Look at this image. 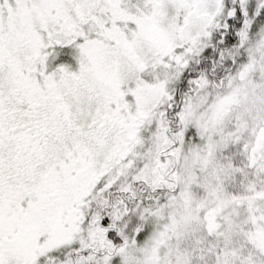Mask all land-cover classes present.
<instances>
[{
    "label": "snow or ice",
    "instance_id": "obj_1",
    "mask_svg": "<svg viewBox=\"0 0 264 264\" xmlns=\"http://www.w3.org/2000/svg\"><path fill=\"white\" fill-rule=\"evenodd\" d=\"M0 264H264V0H0Z\"/></svg>",
    "mask_w": 264,
    "mask_h": 264
}]
</instances>
